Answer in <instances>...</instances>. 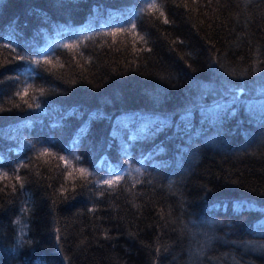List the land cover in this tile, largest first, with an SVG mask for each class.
Segmentation results:
<instances>
[{
	"label": "trees",
	"instance_id": "obj_1",
	"mask_svg": "<svg viewBox=\"0 0 264 264\" xmlns=\"http://www.w3.org/2000/svg\"><path fill=\"white\" fill-rule=\"evenodd\" d=\"M149 2L0 0V264H264V0Z\"/></svg>",
	"mask_w": 264,
	"mask_h": 264
},
{
	"label": "rangeland",
	"instance_id": "obj_2",
	"mask_svg": "<svg viewBox=\"0 0 264 264\" xmlns=\"http://www.w3.org/2000/svg\"><path fill=\"white\" fill-rule=\"evenodd\" d=\"M66 42L65 39L63 38H58V37H55L54 38V44L55 45H58V44H61V43H64ZM51 51L50 48L46 49V51H44L42 53L41 56H46L49 54V52ZM214 131V130H213ZM84 141V140H83ZM140 170V167L138 165H135V164H132L131 161H128V163L122 167V168H119V169H116L115 171L113 172H107V174H105L102 178L103 180H109V179H113L115 180L117 176H121L125 173L129 174V175H134L136 172H138ZM263 221V220H262ZM261 222V221H260ZM259 222V223H260ZM264 222V221H263Z\"/></svg>",
	"mask_w": 264,
	"mask_h": 264
},
{
	"label": "snow or ice",
	"instance_id": "obj_3",
	"mask_svg": "<svg viewBox=\"0 0 264 264\" xmlns=\"http://www.w3.org/2000/svg\"><path fill=\"white\" fill-rule=\"evenodd\" d=\"M160 10V5L156 3V0H150V2L147 4V8L145 9V11H159ZM160 16H163V12L159 11ZM165 23H167V19L165 18ZM135 27V25H133V28ZM20 59H23V57H20ZM48 63H51V61H47ZM35 63H39V61H35ZM27 102V101H25ZM31 106V105H29ZM2 110V109H0ZM47 154V150H45L44 152L41 153V155H45ZM60 159H64L63 157H61ZM80 172L82 175H86V170L85 169H80ZM121 179V177L117 176L115 180L113 179H109V180H105L104 183L108 184L109 186L114 185L116 182H118Z\"/></svg>",
	"mask_w": 264,
	"mask_h": 264
}]
</instances>
